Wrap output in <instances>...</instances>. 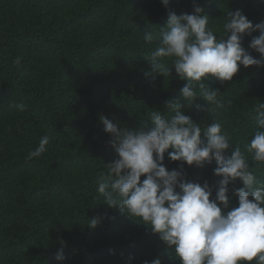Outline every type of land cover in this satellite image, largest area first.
Here are the masks:
<instances>
[{"label":"trees","instance_id":"trees-1","mask_svg":"<svg viewBox=\"0 0 264 264\" xmlns=\"http://www.w3.org/2000/svg\"><path fill=\"white\" fill-rule=\"evenodd\" d=\"M194 6L203 7L218 37L227 11L241 10L253 26L264 22V0H169L167 6L161 0H0V264H128L129 257L131 264L157 257L181 264L158 234L108 207L97 192L107 164L118 159L101 115L130 130L147 123L148 130L147 113H166L165 102L178 101L199 124L219 120L233 149L245 151L250 170L264 181V162L245 150L257 129L255 105L264 103V67L241 65L223 83L211 75L204 80L221 92L220 108L201 98L188 105L181 94L187 81L174 67L169 77L150 74L146 57L156 44L144 34L165 28L170 11L191 14ZM259 34L242 37L254 58L259 53L249 44ZM21 103L24 111L15 107ZM45 135L48 150L29 159ZM164 164L183 165L186 178L207 181L213 195L223 178L215 175L214 160L189 166L166 152ZM241 187L239 179L229 185L228 210L238 207L234 192ZM97 217L100 223L90 227ZM62 247L60 262L55 256Z\"/></svg>","mask_w":264,"mask_h":264},{"label":"clouds","instance_id":"clouds-1","mask_svg":"<svg viewBox=\"0 0 264 264\" xmlns=\"http://www.w3.org/2000/svg\"><path fill=\"white\" fill-rule=\"evenodd\" d=\"M161 2L169 4V0ZM225 19L223 34L218 37L203 7L194 6L191 14L170 11L165 28L156 35L143 36L146 43L156 44L146 57L152 65L150 74L169 77L174 67L179 78L187 81L181 94L188 105L201 98L220 108L221 92L207 87L204 80L211 75L223 83L231 81L241 65L264 67V22L253 26L241 10L227 11ZM257 30L259 36L249 44L259 53V58H254L242 46V37ZM165 58H174L171 65L165 63ZM13 63L19 66L21 57ZM15 107L20 111L26 108L22 103ZM182 107L178 101H166V113H147L152 124L148 130L147 123L130 130L101 115L100 122L110 135L109 143L118 159L107 164L108 173L99 178L97 192L108 207L126 213L158 234L181 264H264V181L250 170L245 151L239 146L233 149L231 137L219 120L199 124L185 115ZM253 120L257 129L245 150L253 161L264 162V103L255 105ZM50 140L43 136L28 158L45 153ZM166 152L171 161L189 166L203 167L214 160L215 175L223 177L215 195L207 181H189L183 165L179 170H169L164 164ZM237 179L243 184L234 192L238 207L228 210L229 185ZM99 223L97 217L88 224L95 228ZM55 259H66L63 247ZM132 259L128 258V264ZM144 264H162V259L157 257Z\"/></svg>","mask_w":264,"mask_h":264}]
</instances>
